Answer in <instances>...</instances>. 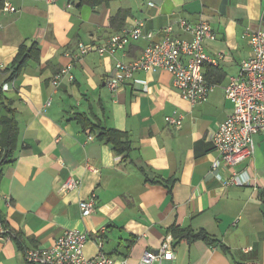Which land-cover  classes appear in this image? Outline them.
Segmentation results:
<instances>
[{"label":"crops","instance_id":"1","mask_svg":"<svg viewBox=\"0 0 264 264\" xmlns=\"http://www.w3.org/2000/svg\"><path fill=\"white\" fill-rule=\"evenodd\" d=\"M7 2L17 11H0V87L10 85L0 93V142L7 110L19 136L15 161L0 176V218L10 231L0 237V264H28V250L52 247L67 230L88 235V258L103 253L137 262L171 237L174 258L162 264H264V136H255L241 163L213 170L220 160L215 132L234 110L224 87L250 55L248 34L264 30V0H117L97 9L69 8L70 0ZM122 9L129 12L124 23L112 21ZM181 19L207 22L216 35L206 44L211 57H220L203 68L216 86L206 103L183 99L166 70L138 71L111 92L107 80L117 62L139 58L144 38L114 57L89 54L74 65V81L54 90V76L79 42L102 43L139 20L156 41L167 26L186 37ZM34 44L35 57L11 80L21 48L32 53ZM170 115L183 117L181 128L167 124ZM101 128L123 133L130 151L116 153L99 138ZM233 172L250 184L223 187L218 176ZM69 177L81 186L64 192ZM92 196L96 209L83 216L80 204ZM176 227L204 230L220 247L180 240L170 232Z\"/></svg>","mask_w":264,"mask_h":264},{"label":"built area","instance_id":"2","mask_svg":"<svg viewBox=\"0 0 264 264\" xmlns=\"http://www.w3.org/2000/svg\"><path fill=\"white\" fill-rule=\"evenodd\" d=\"M53 3L56 0H45ZM68 7H72L69 3ZM4 12L14 13L17 9L10 3H5ZM144 22L139 20L133 29L121 34H114L102 43L79 42L74 52L69 54L70 63L67 64L53 80L52 86L57 91L64 79L70 83L74 81L72 69L89 54L114 57L124 52L131 41L145 39L147 46L141 56L132 62L118 61L115 74L108 78L107 85L112 93L121 90L125 83L132 79L138 71L155 72L166 70L173 76V83L183 99L192 105L206 103L215 90V84L207 81L203 68L206 64L217 65L220 57H211L207 50L208 41L216 40L213 28L207 22L201 21L191 24L181 19L179 26L186 37L175 36L173 26L164 29L162 39L156 41L154 34L144 35ZM251 52L242 61L238 75L230 78L224 87L225 96L233 104V113L225 122L218 126L214 135V145L220 155V160L213 164L215 171L222 164L225 167H235L245 158L252 155L255 146V136H264V30L248 34ZM10 89L9 84L2 87L3 91ZM148 90V88H146ZM52 105L49 98L44 106L46 111ZM168 125L181 128L183 117L170 115L166 117ZM89 136V139H92ZM218 176V175H217ZM223 187H242L249 185L250 180L233 172L229 178L218 176ZM81 180L69 177L62 186L64 192L80 188ZM96 198L92 196L81 202L83 216L91 215L96 209ZM10 231L0 222V237L8 236ZM88 235L78 230H67L58 238L56 243L47 249L37 248L28 250L25 260L28 264H162L174 258L172 238L167 237L157 250L146 251L141 259L133 262L125 258L117 263L113 258L99 253L88 258L85 246ZM100 243L99 245H101Z\"/></svg>","mask_w":264,"mask_h":264},{"label":"trees","instance_id":"3","mask_svg":"<svg viewBox=\"0 0 264 264\" xmlns=\"http://www.w3.org/2000/svg\"><path fill=\"white\" fill-rule=\"evenodd\" d=\"M72 5H75L78 9L83 7H90L92 9H97L98 7L106 4L110 5L111 3L117 0H70ZM5 5V0H0V11ZM128 10H120L116 16L113 17L112 21H118L120 23H124ZM37 49L38 46L36 44L33 45L32 53L25 51V47L23 46L16 58L13 67L12 73L10 75V79L13 80L17 77L21 69L26 65L28 59L35 57L33 53V49ZM206 77V76H205ZM207 81L210 80L206 77ZM3 87V86H2ZM0 93H3L2 88L0 87ZM8 114L1 118V126H2V134H1V142H0V176L2 168L11 165L15 161V151L18 146V136H19V127L17 120L11 115L12 111L7 110ZM10 114V115H9ZM83 123V122H82ZM96 128L93 127L92 130ZM102 129V128H101ZM103 132L100 135V139L106 140L107 143L112 144L116 153L123 154L125 152H129L131 145L129 142H123L122 138H124V134L117 130H105L102 129ZM0 222L3 223L0 218ZM170 232L180 240H203L206 243L212 246H219L220 244L217 240L213 239L206 231L201 230L199 232H195L191 229H181V228H172ZM222 249L227 252L222 246Z\"/></svg>","mask_w":264,"mask_h":264}]
</instances>
